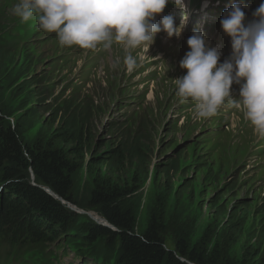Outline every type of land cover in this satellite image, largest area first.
Wrapping results in <instances>:
<instances>
[{
	"label": "rangeland",
	"instance_id": "1",
	"mask_svg": "<svg viewBox=\"0 0 264 264\" xmlns=\"http://www.w3.org/2000/svg\"><path fill=\"white\" fill-rule=\"evenodd\" d=\"M187 1L185 0V3ZM0 2H4V0H0ZM262 3H264V0H262ZM219 5L212 10L215 7L212 3L203 13L204 15L209 14L213 18L209 21L208 31L214 38H218L217 21L214 17L218 19L216 14ZM13 7L8 11L14 14ZM195 9L196 7L192 8L194 15H196ZM178 10L182 9L179 7ZM192 12L190 15L188 13L184 15L182 19L187 16L186 22L195 25L198 16H191ZM181 21L178 23L181 24ZM180 43L179 40L174 41L173 47L167 51L169 58L166 68L168 70L162 74L164 80L154 85V98L144 106L138 115V119L128 127H124V129L117 128L116 123L109 125L110 122H117L124 117V109L115 108L114 101L124 94L125 88L121 87L116 90L108 88L106 85L109 80L108 73L94 79V83L89 89L94 98L90 103H79L80 107L75 111L76 113L68 112L70 110L68 108V111L63 109L67 112V115L65 113L64 115L56 112L55 109L59 110L57 106L42 105L33 107L30 111L37 110V112L23 116V113L24 115L28 114L26 110L31 107L21 100L16 101L18 106L12 107L13 110H10L7 106H3V110L10 113V115L13 114L11 120L16 122V128L21 126L24 129L25 142L30 145L40 139L47 138L48 140L54 135L58 138L62 131H65L67 135L71 133V129L66 124V119L70 115L84 117V120L89 122V128L91 129L90 142L85 143L84 151L76 156V161L80 164L79 172L74 178L77 187L75 201L79 203L77 204L78 207H87L91 193L96 190L97 181L115 178L113 179L114 184L124 187L125 181L129 185L134 175V181L138 187L137 192L122 205L124 209H127V207L132 209L138 233H144L152 216H155L157 219H162L165 224L167 246L172 250H175L176 238H179L187 241L192 248L203 246L209 255L216 251L225 250V259L222 262H229V264H259V258L256 257L255 253L264 252V172L261 174L255 173L256 169L251 171V166L264 162V158H259L256 164L251 163L246 172L242 171L241 173L244 167L238 169L234 166L241 165L246 158V150L254 147L253 141L256 143L261 137L255 132V129L249 127L242 136H232L231 146L236 145L237 150H232L231 146L225 145L226 151L220 156L222 158L200 159L196 163L202 164V166L198 167L194 166V162H190V157L192 152L200 153V148L190 145V149L186 146L179 151H175L179 143L192 137V133L188 128L181 130L177 128L175 132L169 131L167 125L164 126L165 111L160 108L158 100L165 98L172 84L175 86L174 80L176 78H173L172 70L175 71V66L184 58L183 55L177 53L180 49ZM43 52L45 56L51 54L46 49H43ZM20 58V54L0 52V78L8 72L10 67H14ZM14 60H16L15 63H13ZM50 62L36 64L32 70L45 75V69L49 67ZM113 78L118 80L121 78L122 85L125 86L126 75L123 73L122 68L117 65ZM135 82L129 86L127 95L137 91V83ZM43 83L44 81L33 83L34 87L32 89L37 87V91L41 92L42 89L47 88ZM47 92L50 95L53 94L49 89ZM50 95L48 96L49 99ZM150 95L152 96L153 93ZM23 102L25 104L21 105ZM173 102L184 105V102H181L180 99L177 101L174 99ZM0 107H2L1 103ZM19 112L21 114H18ZM183 113L184 116H190L194 118V121L197 120L193 107L188 106L183 109ZM241 113H245V110H242ZM239 118L234 113L235 121ZM228 121L232 122V116ZM72 132H76V130ZM139 132H143L147 136V141H143L142 144L146 146V151L153 152L152 165L149 158L148 161L135 159L131 162V154L129 161L124 164L125 168L118 165L116 158L109 161L111 163L105 166H99L95 162L88 165L89 158L101 156L104 152V158L108 157L110 159L114 153L110 152L112 149L121 148L122 141H127L128 137L134 140ZM160 137H162L161 149L157 153L156 149ZM62 142L64 143L63 148L68 145L69 147H66L68 149L74 145L72 141L67 142L66 139H63ZM165 157L170 158L164 160ZM81 159H83L82 162H80ZM246 160L248 163V157ZM153 164L157 165L154 166ZM152 170L156 171L155 177H151ZM148 171H150V175H148ZM119 185L111 186L119 187ZM256 246L258 248H255ZM62 262L64 264H77L78 258L69 252L67 255H63Z\"/></svg>",
	"mask_w": 264,
	"mask_h": 264
},
{
	"label": "trees",
	"instance_id": "2",
	"mask_svg": "<svg viewBox=\"0 0 264 264\" xmlns=\"http://www.w3.org/2000/svg\"><path fill=\"white\" fill-rule=\"evenodd\" d=\"M17 51L18 46L11 45V51L8 53ZM0 52L5 53L4 48H0ZM15 62L16 60L13 63ZM30 74H32L30 62L23 57L21 61L17 62L10 76L0 78V103L2 104L0 107V182L10 184L6 190L10 195L6 197L4 209L0 211V220L2 223L13 221L22 224L23 226L18 228L20 234L24 228H30L36 234L41 235L43 234L42 230H46V225L53 224L51 226L57 231L59 227L69 225L76 217V214L54 199L43 188H50L64 200L75 205L79 204L75 201L77 187L74 178L78 174L80 166L76 161V156L84 151L85 143L90 142L91 129L89 122L84 120V117L70 115L66 119V124L71 129V133L68 135L62 131L58 138L54 135L48 140L47 138L40 139L32 145L25 142L24 129L21 126L16 128L17 124L14 127V124L8 119L13 117V114L10 115L4 111L3 106L13 110L12 107L18 106L17 100L25 101L28 106L36 103L35 97L30 92L21 93L20 98H14L12 94H9L11 86H15ZM22 88L26 89L25 85ZM40 101L41 99L38 97L37 103ZM23 104L25 103L23 102L21 105ZM55 110L57 113L67 115L63 109ZM26 111L28 114L24 115L23 113V116L37 112V110L30 112L31 109ZM75 130L76 132H72ZM124 132L125 130L123 134ZM136 135L134 140L131 137H128L127 141L123 140L121 148L109 150L114 152L110 159L104 158V152L101 156L89 158L88 165L95 162L99 166H105L116 158L118 165L125 168L124 164L129 161L130 154L131 162L135 159L148 161L149 158L151 160L153 152L146 151V146L142 144L143 141H147L146 134L139 132ZM63 139H66L67 142L72 141L74 145L68 149L66 148L68 145L63 148ZM160 149L157 153L160 152ZM178 150L177 147L176 151ZM82 161L83 159L80 160V162ZM152 162L151 160V165ZM32 174L35 176L36 186L33 184ZM155 174L156 171L152 170L151 177H155ZM148 175H150V171H148ZM117 178L119 177L117 176ZM113 179L115 178L96 182V190L91 193L86 208L105 217L117 229L114 231L102 226L91 225L89 230L91 235L88 241L104 238L109 242L106 245L111 249L115 243H118L120 251L118 264H229V262H222L225 259V250L209 255L203 246L192 248L183 239L176 238L175 250L170 249L166 242L165 224L162 219H157L155 216H152L144 233H138L132 209L129 207L124 209L122 205L137 192L138 187L134 181V175L130 180L132 185H127L125 181L124 187L114 184ZM111 185H119V187ZM30 215L40 218L32 220ZM42 219H46V222H42ZM54 238L55 236L50 240H54ZM255 254L259 258V264H264V252Z\"/></svg>",
	"mask_w": 264,
	"mask_h": 264
},
{
	"label": "clouds",
	"instance_id": "3",
	"mask_svg": "<svg viewBox=\"0 0 264 264\" xmlns=\"http://www.w3.org/2000/svg\"><path fill=\"white\" fill-rule=\"evenodd\" d=\"M170 0H19L14 14L23 23L36 19L40 28L56 33L61 46L95 50L103 45L122 44L128 51L124 63L129 70L137 66L131 51L144 45L150 48L162 30L169 38L179 36L187 16L179 27L171 16H164L162 27L155 22ZM182 10L184 0H171ZM245 24L246 13L240 3H232L221 21L231 37L232 55L220 63L218 47H210L206 34L198 27L188 39L190 48L180 62L187 70L175 79L181 102L191 100L196 116L216 115L226 101L232 108L245 110L255 132L264 138V3ZM115 67V65H114ZM233 84L241 85L239 99L232 94Z\"/></svg>",
	"mask_w": 264,
	"mask_h": 264
},
{
	"label": "bare ground",
	"instance_id": "4",
	"mask_svg": "<svg viewBox=\"0 0 264 264\" xmlns=\"http://www.w3.org/2000/svg\"><path fill=\"white\" fill-rule=\"evenodd\" d=\"M256 9H258V8H253L254 12L256 11ZM176 10H177V9H176ZM224 12H225V11H224ZM184 25H186V24H184ZM188 32H189V28H187L186 32H185V29L182 28V31L180 32V35H182L183 37H186V36H187L186 34H188ZM180 35H179V36H180ZM186 45H188V44H186ZM154 85H155V84H154ZM153 87H154V86H153ZM151 93H153L152 96L150 95ZM151 93L149 94V96H148V98H147V100H149V101H152V99L154 98V95H155L154 91L151 92ZM52 97H54V95L51 96L50 99H51ZM237 98H239V97L235 96V99H237ZM48 100H49V98H48ZM64 102H67V101H64ZM57 108H59V106H57ZM96 216H97V215H96ZM6 246H9V248H10V251L8 252V257H9V259H11V257H12L11 255L16 254V253L14 252V250L17 249V246H14V245H13L14 248H12V247L10 246V244H7ZM80 254H81V257H83L84 253L81 252ZM82 254H83V255H82ZM83 258H84V257H83ZM8 264H20V259H19V262L16 261V263H8ZM98 264H99V263H98ZM100 264H102V263H100Z\"/></svg>",
	"mask_w": 264,
	"mask_h": 264
}]
</instances>
